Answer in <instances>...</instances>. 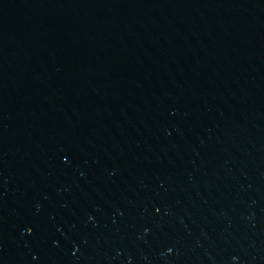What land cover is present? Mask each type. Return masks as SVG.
Returning a JSON list of instances; mask_svg holds the SVG:
<instances>
[{
	"label": "water",
	"instance_id": "95a60500",
	"mask_svg": "<svg viewBox=\"0 0 264 264\" xmlns=\"http://www.w3.org/2000/svg\"><path fill=\"white\" fill-rule=\"evenodd\" d=\"M0 264H264V0H0Z\"/></svg>",
	"mask_w": 264,
	"mask_h": 264
}]
</instances>
